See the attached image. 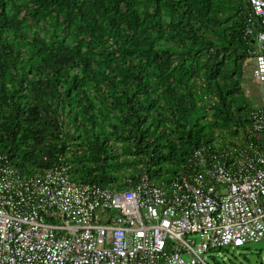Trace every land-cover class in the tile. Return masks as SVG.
<instances>
[{
  "label": "trees",
  "instance_id": "obj_1",
  "mask_svg": "<svg viewBox=\"0 0 264 264\" xmlns=\"http://www.w3.org/2000/svg\"><path fill=\"white\" fill-rule=\"evenodd\" d=\"M248 0H0V155L24 175L169 183L198 148L257 142ZM258 143H262L259 140Z\"/></svg>",
  "mask_w": 264,
  "mask_h": 264
},
{
  "label": "built area",
  "instance_id": "obj_2",
  "mask_svg": "<svg viewBox=\"0 0 264 264\" xmlns=\"http://www.w3.org/2000/svg\"><path fill=\"white\" fill-rule=\"evenodd\" d=\"M248 2L264 84V0ZM250 120L257 142L198 148L167 184L146 172L121 189L78 182L65 164L24 175L0 155V264H209L213 249L263 240L264 103Z\"/></svg>",
  "mask_w": 264,
  "mask_h": 264
},
{
  "label": "rangeland",
  "instance_id": "obj_3",
  "mask_svg": "<svg viewBox=\"0 0 264 264\" xmlns=\"http://www.w3.org/2000/svg\"><path fill=\"white\" fill-rule=\"evenodd\" d=\"M254 63V58L246 61L242 81L245 101L252 106L264 103V84H260L253 77ZM193 236L200 240L198 235ZM204 258L209 264H264V239L240 247L213 249Z\"/></svg>",
  "mask_w": 264,
  "mask_h": 264
}]
</instances>
